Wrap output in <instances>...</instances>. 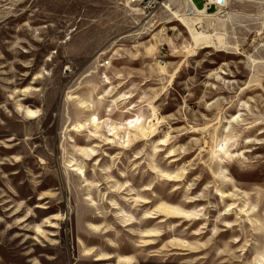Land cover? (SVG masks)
Masks as SVG:
<instances>
[{
	"label": "rangeland",
	"instance_id": "1",
	"mask_svg": "<svg viewBox=\"0 0 264 264\" xmlns=\"http://www.w3.org/2000/svg\"><path fill=\"white\" fill-rule=\"evenodd\" d=\"M125 6L0 0V264H264V0L196 47Z\"/></svg>",
	"mask_w": 264,
	"mask_h": 264
},
{
	"label": "bare ground",
	"instance_id": "2",
	"mask_svg": "<svg viewBox=\"0 0 264 264\" xmlns=\"http://www.w3.org/2000/svg\"><path fill=\"white\" fill-rule=\"evenodd\" d=\"M128 1L129 0H126L124 2V5H126L125 7L128 9L127 11H130L134 15L138 16L139 19L144 21L145 24H148V22L152 20L153 18H154L153 20L155 21V17H157L159 14L158 13L156 15H152L147 18H140L141 17L140 14L135 12L136 11L135 7L130 5ZM232 1H240V0H231V2ZM176 3H177V0H170L168 3L165 4V7L162 9V12L167 13L168 16H172L174 18V21L176 23H179V25H181L185 29V32L187 33L194 47L198 46L203 40H210V41L217 40L218 44H220V30L224 26L223 24L224 20L222 18L226 14L225 11L227 9L208 13V12L202 11L201 9L195 10L194 6H192L189 0H181V3H183L184 5L183 9L178 8L177 10L173 11L174 5H176ZM164 23L169 24V23H173V21L168 20ZM164 30L165 28L162 31ZM106 64L109 65V61ZM103 66H106L105 62ZM160 71L162 73H166V70L164 67H161ZM175 75H176V72L171 75V80H170L171 83L173 82ZM105 80H106L105 81L106 83H109L107 78H105ZM125 98H129V97L125 96ZM80 106L82 108H86L87 112L90 111V107H91L90 104L82 102L80 103ZM152 111H153L152 115L155 118L156 113L154 110ZM125 113H129V111L126 110ZM25 114L28 117H35L37 115L36 111L29 109V108L25 109ZM107 116L109 115L107 114ZM235 120H236V117L232 119V121H235ZM129 121L131 123H129ZM142 122H143L142 118L136 115L133 118L126 119L123 124L118 125V124L112 123L108 117L106 119H101L97 114L91 113L89 114V116H87L85 120L77 124H74L70 128V130L76 131V132H82L85 129L89 128L90 129L89 133L93 131H94L93 133H95V131L99 129L100 125L105 124L110 135L116 136L118 131L123 129V127L128 128V129H138L142 125ZM224 141L225 140H223V142ZM222 147H223V143L221 142L216 143L215 150L221 149Z\"/></svg>",
	"mask_w": 264,
	"mask_h": 264
},
{
	"label": "built area",
	"instance_id": "3",
	"mask_svg": "<svg viewBox=\"0 0 264 264\" xmlns=\"http://www.w3.org/2000/svg\"><path fill=\"white\" fill-rule=\"evenodd\" d=\"M126 0H124L125 2ZM170 0H129V4L135 7L137 13L149 17L152 15H156L162 11L165 7V4L168 3ZM192 6H194L195 10L197 8L193 4L192 0H189ZM203 7L202 11L211 13L216 12L218 10L227 9L230 0H202ZM191 13V12H190Z\"/></svg>",
	"mask_w": 264,
	"mask_h": 264
},
{
	"label": "snow or ice",
	"instance_id": "4",
	"mask_svg": "<svg viewBox=\"0 0 264 264\" xmlns=\"http://www.w3.org/2000/svg\"><path fill=\"white\" fill-rule=\"evenodd\" d=\"M218 2H219V0H218ZM129 123H131V122L129 121ZM161 143H163V141H161ZM221 151H223V148H221Z\"/></svg>",
	"mask_w": 264,
	"mask_h": 264
}]
</instances>
